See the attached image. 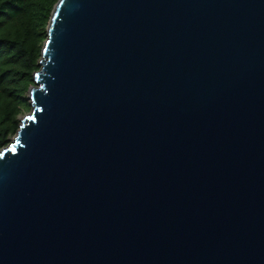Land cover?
<instances>
[{"label": "water", "instance_id": "1", "mask_svg": "<svg viewBox=\"0 0 264 264\" xmlns=\"http://www.w3.org/2000/svg\"><path fill=\"white\" fill-rule=\"evenodd\" d=\"M0 150V264H264V0H58Z\"/></svg>", "mask_w": 264, "mask_h": 264}, {"label": "trees", "instance_id": "2", "mask_svg": "<svg viewBox=\"0 0 264 264\" xmlns=\"http://www.w3.org/2000/svg\"><path fill=\"white\" fill-rule=\"evenodd\" d=\"M58 0H0V150L31 111L34 83L47 27Z\"/></svg>", "mask_w": 264, "mask_h": 264}, {"label": "rangeland", "instance_id": "3", "mask_svg": "<svg viewBox=\"0 0 264 264\" xmlns=\"http://www.w3.org/2000/svg\"><path fill=\"white\" fill-rule=\"evenodd\" d=\"M27 114H28V112L23 113V114L20 116V118H21V119L24 118Z\"/></svg>", "mask_w": 264, "mask_h": 264}]
</instances>
